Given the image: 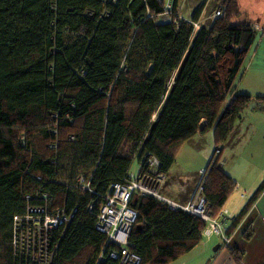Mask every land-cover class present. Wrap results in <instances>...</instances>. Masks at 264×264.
I'll use <instances>...</instances> for the list:
<instances>
[{"label":"trees","instance_id":"trees-1","mask_svg":"<svg viewBox=\"0 0 264 264\" xmlns=\"http://www.w3.org/2000/svg\"><path fill=\"white\" fill-rule=\"evenodd\" d=\"M180 1L167 11L166 0H0V264H19L13 216L44 205L40 194L50 210L78 208L64 236L62 227L54 233L52 264H117L98 262L110 246L95 228L96 208L87 211L91 199L98 205L144 154L166 176L186 141L211 129L221 139L225 123L249 106L235 81L255 30L235 23L238 0H214L220 16L194 37L201 9L183 21ZM254 100L262 109L264 97ZM206 170L203 194L215 217L235 184L219 154ZM80 176L92 192H80ZM263 190L264 181L228 236ZM129 206L138 214L129 241L141 264H169L203 237L202 221L154 198L134 193ZM251 236L248 228L243 237ZM230 254L241 264V252Z\"/></svg>","mask_w":264,"mask_h":264},{"label":"built area","instance_id":"built-area-1","mask_svg":"<svg viewBox=\"0 0 264 264\" xmlns=\"http://www.w3.org/2000/svg\"><path fill=\"white\" fill-rule=\"evenodd\" d=\"M165 7L170 8L167 4ZM215 15L220 16V10H217ZM161 22L167 23L170 20ZM192 25V36H194L202 26L198 21ZM252 29L258 30L256 26ZM50 147L55 148V145ZM214 153L216 157L219 149ZM136 164V171L134 173L129 171L127 179L123 182L111 184L108 192L100 198L98 205L97 199L93 198L87 206L89 213H93L96 208L95 228L106 236V245L110 246L107 255L102 254L99 257V263L108 258L117 264H141V258L132 251L129 241L131 229L138 216L137 212L129 206L134 193L154 198L160 204L199 219L205 225L203 236H218L223 244L229 241L228 213L222 208L215 217H212L208 211L203 194L206 168L198 172V179L189 199L185 203H178L163 193L167 180L164 174L158 172L159 163L154 156L148 154L139 156ZM36 180L40 181V177H36ZM78 184L82 194L92 192L89 182L84 177L78 178ZM39 197L45 200L44 205H28L23 215L13 216L12 248L13 255L19 264H52L59 244L55 241L54 233L62 227L60 234L62 238L77 215V207L70 212H65L62 208L50 210L47 195L40 194ZM31 199V195L25 196L26 201Z\"/></svg>","mask_w":264,"mask_h":264},{"label":"rangeland","instance_id":"rangeland-1","mask_svg":"<svg viewBox=\"0 0 264 264\" xmlns=\"http://www.w3.org/2000/svg\"><path fill=\"white\" fill-rule=\"evenodd\" d=\"M166 4L171 6V0H166ZM199 9L201 13L198 22L202 28L208 29L211 22L218 17L215 13L217 10L221 11V6L214 0H181L179 18L188 22ZM238 11L235 23H248L252 24V27L255 24L258 28L255 30V38L241 73L235 81V93L250 95L253 100L241 113V122L233 123V130L224 140L216 136L213 130H209L194 136L182 145L175 163L168 172L170 177L167 176L163 187V193L178 203L186 200L192 193L199 169L206 168L210 158L215 157L214 151L218 149L223 151L222 157L219 158L222 171L228 177L240 181L242 195L250 198L264 181V175L256 182L254 180L264 166V102L261 104L262 109H257L258 101L254 100L259 96L264 97V0H238ZM167 19H169L167 16H161L159 21ZM71 38L72 36L65 34L66 41ZM247 72L249 78L245 76ZM200 124L202 126L204 121ZM136 168L135 159L130 172L134 173ZM179 175L188 178H180ZM183 191H186L185 194L181 193ZM238 192H232L228 206L243 201Z\"/></svg>","mask_w":264,"mask_h":264},{"label":"crops","instance_id":"crops-1","mask_svg":"<svg viewBox=\"0 0 264 264\" xmlns=\"http://www.w3.org/2000/svg\"><path fill=\"white\" fill-rule=\"evenodd\" d=\"M253 26L256 25L253 24ZM247 75L248 72L245 73V76L249 78L250 75ZM240 116L241 114L225 123V128L223 130L221 140H224L226 138V135L231 133V131L233 130L234 122H241ZM203 121L204 124H202V126L206 124L205 120ZM198 134L201 135L202 133H197L194 136ZM219 151L220 158L223 155V151H221V149H219ZM261 169L262 170L259 172V175L254 179L255 182L260 178L261 175H264V166ZM200 170H202V168H200L199 171ZM167 176L169 175H166V180ZM179 176L180 178H188V176ZM231 179L232 182L236 184L233 192L240 191L238 193L243 201L241 203L237 202L232 204L231 206H228V199L223 205L222 208L228 213L229 217L228 226H230L232 220L238 215V213L250 199L247 197V195H242V184L240 183V181L233 177ZM185 192L186 191H183L181 193L185 194ZM190 195L191 194H189L188 198L181 203H185L189 199ZM248 228H251L252 236L249 240H245L243 237V233ZM227 237L229 241L223 244L220 237L218 236H203L199 244H197L191 251L180 256L169 264H237L235 258L230 254V249H237L243 254L241 256V264H264V190L256 199L254 204L250 207L246 215L243 217V219L237 225L231 235Z\"/></svg>","mask_w":264,"mask_h":264}]
</instances>
